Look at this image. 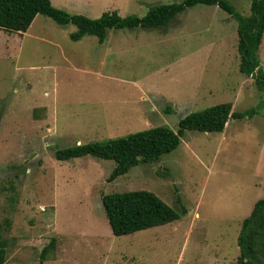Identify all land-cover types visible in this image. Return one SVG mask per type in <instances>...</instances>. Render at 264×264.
<instances>
[{
  "label": "rangeland",
  "instance_id": "374dc122",
  "mask_svg": "<svg viewBox=\"0 0 264 264\" xmlns=\"http://www.w3.org/2000/svg\"><path fill=\"white\" fill-rule=\"evenodd\" d=\"M182 0H49L70 14L143 16ZM250 14L251 0H227ZM237 23L196 4L157 28H110L74 41L72 23L37 15L25 33L0 30V242L4 264H235L240 222L264 196V118L229 119L221 132L185 130L158 161L107 181L113 160H56V148L155 126L191 112L264 96L239 71ZM264 67V33L258 49ZM145 189L179 218L112 234L103 194ZM264 261V256H262Z\"/></svg>",
  "mask_w": 264,
  "mask_h": 264
},
{
  "label": "trees",
  "instance_id": "16d2710c",
  "mask_svg": "<svg viewBox=\"0 0 264 264\" xmlns=\"http://www.w3.org/2000/svg\"><path fill=\"white\" fill-rule=\"evenodd\" d=\"M196 4L217 5L236 20L239 71L252 77L259 91L264 93V67L260 68L258 49L264 33V0H251L250 14L242 16L227 0H182L149 7L143 16L121 17L117 11L103 12L98 18L70 14L54 7L49 0H0V30L7 33H25L37 15H44L57 24L72 23L76 29L70 34L74 41L84 36H95L103 42L110 28H157L166 26L175 15ZM261 111L264 118V96L255 107L243 111L232 110L230 102L216 104L182 116L176 130L155 126L124 136L56 148V160L92 156L113 160L114 166L107 177L112 181L127 173L132 167L158 161L179 144L185 130L221 132L229 119L250 118ZM101 206L112 234H131L143 229L170 223L179 213L154 192L145 189L103 194ZM51 239L39 253V264L47 260L54 249ZM239 255L235 264H264V196L258 199L248 216L240 222L237 235ZM6 250L0 242V264H4ZM29 264V263H24Z\"/></svg>",
  "mask_w": 264,
  "mask_h": 264
}]
</instances>
